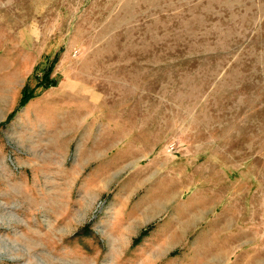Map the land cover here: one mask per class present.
<instances>
[{
	"label": "rangeland",
	"instance_id": "1",
	"mask_svg": "<svg viewBox=\"0 0 264 264\" xmlns=\"http://www.w3.org/2000/svg\"><path fill=\"white\" fill-rule=\"evenodd\" d=\"M0 264H264V0H0Z\"/></svg>",
	"mask_w": 264,
	"mask_h": 264
},
{
	"label": "trees",
	"instance_id": "2",
	"mask_svg": "<svg viewBox=\"0 0 264 264\" xmlns=\"http://www.w3.org/2000/svg\"><path fill=\"white\" fill-rule=\"evenodd\" d=\"M58 60H59V55L57 54L55 56L52 64L49 66V68L44 73L40 83H38L37 88L43 87L44 89H49V88L57 86V84H58L57 81L52 79L51 75H52V72H53L54 67L57 64ZM34 97H35V90H29L28 86H26L22 92V98L20 101V108L26 106ZM13 116H14V112L10 115L7 122H9ZM144 235H146L145 232H143L141 234V236L136 241L139 242Z\"/></svg>",
	"mask_w": 264,
	"mask_h": 264
}]
</instances>
